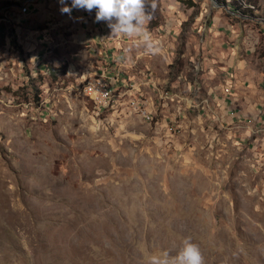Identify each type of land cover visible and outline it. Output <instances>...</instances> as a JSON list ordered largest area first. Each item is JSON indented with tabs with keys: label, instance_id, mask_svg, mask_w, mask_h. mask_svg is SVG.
<instances>
[{
	"label": "rangeland",
	"instance_id": "obj_1",
	"mask_svg": "<svg viewBox=\"0 0 264 264\" xmlns=\"http://www.w3.org/2000/svg\"><path fill=\"white\" fill-rule=\"evenodd\" d=\"M231 1L147 0L149 54L95 10L0 0V264H150L185 239L264 264V0Z\"/></svg>",
	"mask_w": 264,
	"mask_h": 264
},
{
	"label": "clouds",
	"instance_id": "obj_2",
	"mask_svg": "<svg viewBox=\"0 0 264 264\" xmlns=\"http://www.w3.org/2000/svg\"><path fill=\"white\" fill-rule=\"evenodd\" d=\"M60 11L71 15L73 9L92 12L95 10V21L105 22L111 30V36L132 38V45L143 46L147 53L162 52L159 42H154L146 28L151 14L146 5L147 0H59ZM154 8L155 5H152ZM131 49L124 50L127 54ZM150 264H203L202 254L197 245L185 239L182 248L175 257L170 258L167 252L152 256Z\"/></svg>",
	"mask_w": 264,
	"mask_h": 264
},
{
	"label": "built area",
	"instance_id": "obj_3",
	"mask_svg": "<svg viewBox=\"0 0 264 264\" xmlns=\"http://www.w3.org/2000/svg\"><path fill=\"white\" fill-rule=\"evenodd\" d=\"M127 89L133 90L136 86L128 82L122 84ZM84 96L90 98L96 105V108H107L113 102H117V94L111 84L105 79H93L85 82L81 88ZM133 112L142 115L145 118L153 119V108L150 107V102L146 98H131L126 103ZM122 105V103H121Z\"/></svg>",
	"mask_w": 264,
	"mask_h": 264
},
{
	"label": "trees",
	"instance_id": "obj_4",
	"mask_svg": "<svg viewBox=\"0 0 264 264\" xmlns=\"http://www.w3.org/2000/svg\"><path fill=\"white\" fill-rule=\"evenodd\" d=\"M229 3L230 4L227 5L230 7L229 9L231 12L237 11L243 14H246L247 12H253L255 9H257V7H259L258 0H232ZM39 94L40 91L38 90L36 92V97L38 98V101H41Z\"/></svg>",
	"mask_w": 264,
	"mask_h": 264
}]
</instances>
